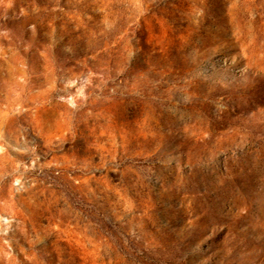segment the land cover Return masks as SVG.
Returning a JSON list of instances; mask_svg holds the SVG:
<instances>
[{"label": "rangeland", "instance_id": "obj_1", "mask_svg": "<svg viewBox=\"0 0 264 264\" xmlns=\"http://www.w3.org/2000/svg\"><path fill=\"white\" fill-rule=\"evenodd\" d=\"M0 264H264V0H0Z\"/></svg>", "mask_w": 264, "mask_h": 264}]
</instances>
